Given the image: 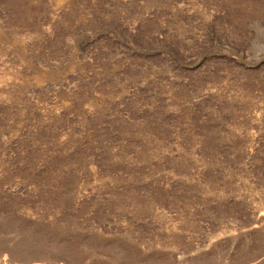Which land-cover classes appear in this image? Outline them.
<instances>
[{
  "label": "rangeland",
  "instance_id": "obj_1",
  "mask_svg": "<svg viewBox=\"0 0 264 264\" xmlns=\"http://www.w3.org/2000/svg\"><path fill=\"white\" fill-rule=\"evenodd\" d=\"M0 264H264V0H0Z\"/></svg>",
  "mask_w": 264,
  "mask_h": 264
}]
</instances>
